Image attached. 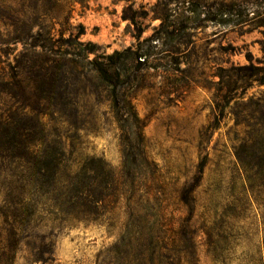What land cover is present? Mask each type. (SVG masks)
I'll list each match as a JSON object with an SVG mask.
<instances>
[{
    "label": "rangeland",
    "instance_id": "obj_1",
    "mask_svg": "<svg viewBox=\"0 0 264 264\" xmlns=\"http://www.w3.org/2000/svg\"><path fill=\"white\" fill-rule=\"evenodd\" d=\"M58 10L66 16L72 10L73 27L65 38L84 54L77 67L81 76L47 100L27 71L15 100L0 97V114L12 106L31 150L63 148L66 176L102 159L121 174L122 194H151L155 230L163 236L173 237L175 219L186 213L178 194L197 195L199 226L212 225L230 203L240 201L241 217L231 219L228 243L238 246L224 261L264 260V192H248L235 155V148L252 138L256 119L264 116V0H62L53 12ZM12 48L11 61L23 45ZM89 48L95 51L83 52ZM96 55L119 71L116 85L90 71ZM139 148L149 165L124 158V151L135 154ZM22 170L0 161V264H106L108 255L102 252L120 238L127 220L126 197L114 216L112 205L101 206L98 222L53 226L44 210V179L20 178ZM198 179L200 184L191 188ZM13 198L39 200L40 214L32 219L23 214L20 240L15 218L5 213ZM49 233L53 260L34 262L33 244L39 247ZM35 234L40 238L33 239ZM199 239L202 264H214L205 235Z\"/></svg>",
    "mask_w": 264,
    "mask_h": 264
},
{
    "label": "trees",
    "instance_id": "obj_2",
    "mask_svg": "<svg viewBox=\"0 0 264 264\" xmlns=\"http://www.w3.org/2000/svg\"><path fill=\"white\" fill-rule=\"evenodd\" d=\"M62 0H0V97L5 94L11 102L17 98V90L24 89L25 73L32 74V83L37 86L43 97L51 100L60 95L61 88L71 78L77 79L81 72L77 67L83 53L77 51L74 44L65 38L66 31L70 27L69 15L58 10L53 12ZM76 1V0H75ZM81 1V0H77ZM124 19H130L124 15ZM134 19V18H132ZM135 21V20H133ZM83 28V26L81 25ZM81 33L75 37L80 38ZM78 41V40H77ZM83 45L84 42H77ZM22 44L23 50L10 60L12 46ZM91 47L95 44L90 43ZM68 47V48H65ZM94 48L85 49V53H92ZM27 54L28 59H27ZM3 57L7 59L2 60ZM104 57L114 60V55ZM60 58V59H58ZM90 71L97 75L103 82L116 85L120 79L118 70L113 72L111 64L99 60L98 55L89 61ZM264 81V75L262 76ZM260 111H264V105H260ZM15 113L12 106L6 115L0 114V161H8L21 165L24 168L17 175L20 178L33 177L35 182L42 181L47 186L43 204L48 212L50 224L53 226H72L76 222H98L103 213L101 206L107 208L112 205L111 211L115 215L118 204L127 200V220L118 238L107 250H105L104 263L106 264H202L200 256V236L205 235V245L212 256L214 264L225 263L224 258L233 253L238 244L233 247L229 244L231 219L240 220V201L230 203L220 219H216L212 225L199 226L198 199L196 194H178V202L186 213L175 219L177 226L173 237L163 236L155 230L154 199L151 194H122L119 187L121 174L108 167L104 160L97 163H88L79 167L76 171L70 170L67 176L64 174L67 166L64 164L66 152L60 146L45 147L42 150H31L28 143L29 134L16 126ZM218 121L217 117L212 124ZM211 126V127H212ZM20 146V147H17ZM34 155V156H32ZM236 163L243 178L247 183L248 192H264V116L256 119L254 134L240 147L235 148ZM130 157L142 159L149 165V157L143 148H139L135 154L124 151V158ZM208 156L202 160L205 165ZM124 167H128L124 163ZM203 170L200 171L202 173ZM13 173V172H12ZM64 174V175H63ZM123 176L129 175L124 173ZM16 176V174H15ZM66 179L63 180V177ZM200 184L191 183V188ZM114 191L119 194H114ZM261 194H258L260 197ZM264 199V197H262ZM259 201V199H258ZM6 215L15 218L18 225L16 237H22L24 216L29 219L40 214L37 209L39 200L24 203L20 198L7 200ZM103 207V208H104ZM105 215V214H104ZM111 215V214H109ZM113 216L111 220H113ZM30 221V220H29ZM29 225V224H28ZM52 226V227H53ZM110 227L114 228L112 221ZM40 238L33 235V239ZM43 240L36 247L34 243V262H48L52 259L51 233L41 237ZM258 264H264L260 259Z\"/></svg>",
    "mask_w": 264,
    "mask_h": 264
}]
</instances>
